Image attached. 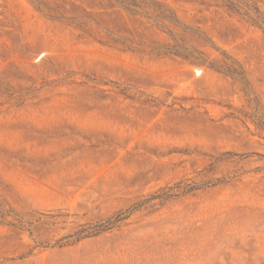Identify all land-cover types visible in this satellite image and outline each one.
<instances>
[{"label": "rangeland", "instance_id": "374dc122", "mask_svg": "<svg viewBox=\"0 0 264 264\" xmlns=\"http://www.w3.org/2000/svg\"><path fill=\"white\" fill-rule=\"evenodd\" d=\"M0 264H264V0H0Z\"/></svg>", "mask_w": 264, "mask_h": 264}]
</instances>
